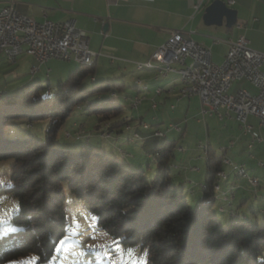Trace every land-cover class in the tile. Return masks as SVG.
<instances>
[{
    "label": "trees",
    "instance_id": "obj_1",
    "mask_svg": "<svg viewBox=\"0 0 264 264\" xmlns=\"http://www.w3.org/2000/svg\"><path fill=\"white\" fill-rule=\"evenodd\" d=\"M95 74L93 62L79 64L53 89L36 79L0 93V161L12 160V185L6 190L19 201L12 217L18 230L0 238V264L30 254H36L39 263L52 257L67 232V190L89 207L113 238L147 251L148 264H264V221L238 217L226 226L212 210L219 199L217 172L224 166L225 151L206 145L204 187L194 206L172 173L176 139L164 137L155 144L152 160L157 170L152 178L144 166L127 164L120 152L124 159L89 141H59L60 127L76 108L95 114L94 128L100 136L103 131L110 136L129 131L128 117L120 118L123 107L110 97H116L125 82L96 79ZM71 129L64 130L68 140H80L87 132L80 123L77 130ZM132 131L130 138L141 139ZM218 208L233 210L224 204ZM87 254L88 260L64 264H112V259Z\"/></svg>",
    "mask_w": 264,
    "mask_h": 264
},
{
    "label": "crops",
    "instance_id": "obj_2",
    "mask_svg": "<svg viewBox=\"0 0 264 264\" xmlns=\"http://www.w3.org/2000/svg\"><path fill=\"white\" fill-rule=\"evenodd\" d=\"M213 1L214 0H0V11L7 4L14 3L16 9L20 13L30 16L37 21H43L46 17L54 21L74 20L75 25L79 29L86 31L89 37V47L98 53L94 62L92 61L96 67V79H99V77H101V79H111L110 77H113V79L124 82L126 75L132 77L133 80L135 77L142 78L141 81H134L139 91L138 94L141 95L143 99L137 108V117H133L134 119L131 121L133 130L140 134L144 132V129H150V125L149 128H143L139 125L141 121H145L144 115L147 111H152L153 109L158 110L155 114L156 117L154 116L153 119L154 122L160 123L165 120L167 109L169 108L173 111L179 110L180 114H176V120L181 121L183 119L182 115H185V117L182 120V124L184 123L183 127L179 124L177 125L179 127L178 129L172 124L169 125L167 129L184 134L189 124V119L186 117V114L191 113L192 110L195 112L194 115H197L198 122L201 121L199 117H213L215 114L203 115L201 113L202 104L198 95L179 97L180 81L177 73L171 72L168 77L155 78V69H137L135 62L145 61L150 58L156 49L169 39L173 30L185 31L193 40L209 46L212 49L213 60L217 63L224 60L229 48L227 41L229 39H235L242 34L250 39L251 46L254 49L264 52V0H234L232 4L228 2L229 0H223L228 6L237 11V22L231 27L226 25L225 18H223L222 25H207L205 23V9ZM196 4H199L198 9L194 7ZM106 23H108L107 28L104 27ZM219 36L224 37V39H222L220 43H214V38H219ZM0 57L6 58L3 54H0ZM111 57H116V59L112 61ZM52 60L56 59H51L43 63L37 71L32 72V66L35 63L34 58L27 53H21L16 62L13 63L19 64L20 68L24 67L25 69H30L33 79H30V81L27 79L19 86L36 80V77L41 74L50 78V74L54 69L50 68L48 64ZM152 63L164 65V62ZM72 67L74 66H70L69 70ZM143 86H146L148 90L143 91ZM156 88H164V91L157 94L155 91ZM241 88H245L252 93L257 91L256 87L249 81L240 79L232 83L230 92H236ZM154 102H157L156 107H153ZM220 110L224 115L222 119L228 118L229 121H237L234 116L231 115L232 113L228 114L224 108ZM248 120L253 125L254 129L264 138V126L259 124V119L250 115ZM78 124V122L74 123V126L71 127L72 132L77 130ZM239 125L241 127L240 135L233 140V145L226 146L227 149L224 159L229 158L234 163H245L249 169V171L247 170L249 173L250 169L254 168V161L264 159V144L256 143L253 148L250 149L248 146L250 135L244 133L242 125L240 123ZM103 128L104 127H101V129ZM122 128H124V126H122L121 129ZM127 128H129V125H127ZM95 132L99 134L98 131ZM130 132L131 131L125 129L123 132L114 131L112 134L115 136V140H122L125 139V136H123L124 133H127V137L130 138ZM158 132L161 133V131ZM153 134L154 136L158 135L157 131ZM162 135L166 137L168 132H163ZM134 136L136 137V135ZM152 136L151 131L146 135L147 138H151ZM204 146L200 147L204 148ZM221 147L223 146H219V151H221ZM180 149L183 150L181 146ZM113 150L123 154L128 163L132 165L137 163L135 165L143 166L142 160L136 159L135 162L130 161V159L134 157L132 152L124 151L128 153L125 154L120 151V147H115ZM146 156L149 158L151 154L148 153ZM142 157H145V154L141 155V158ZM201 159L199 155L197 160L199 161ZM175 167L180 169L176 160ZM257 167L260 166L257 165ZM223 169L227 172L228 177L226 180L219 183L217 191L228 195L230 193L235 194L230 202L231 204L227 206V208L231 207L233 209L234 201L239 195L236 190L238 189L241 193L247 191V184H249V181L244 184H239L237 181L239 175L234 171L233 166L228 163H224ZM200 172L201 170L194 166L190 173L188 172L185 174L186 180L183 183L176 181L177 185L180 183V186H183L185 192L186 186H193L194 183L189 178H198ZM234 174L236 179L231 180V176ZM251 176L257 177L258 180L261 181L260 183L264 185V180L260 177L257 175ZM204 178L202 177L197 184L202 192ZM194 192L193 189L192 193ZM219 201L220 204L226 205V201L223 200L221 193L219 194ZM245 201L246 199L242 197L241 204ZM230 212L234 213L233 210Z\"/></svg>",
    "mask_w": 264,
    "mask_h": 264
},
{
    "label": "rangeland",
    "instance_id": "obj_3",
    "mask_svg": "<svg viewBox=\"0 0 264 264\" xmlns=\"http://www.w3.org/2000/svg\"><path fill=\"white\" fill-rule=\"evenodd\" d=\"M219 38L224 39V37L220 36ZM48 65H50V68L54 69L50 74V78L45 77L43 74L38 75L36 78L42 81L45 86L50 85L53 89L60 81L65 80L70 71L78 66L79 63L56 59L52 60ZM70 66L74 67L69 70ZM32 76L30 69H25L24 67L20 68L19 64L10 62L4 57H0V93L14 90L27 79L29 81L30 79H33ZM110 78L113 79V77ZM99 79H101V77H99ZM124 82V89L118 92L116 97L110 96L111 101L113 104H120L123 107L120 118L137 117L138 109L132 108L131 105L133 96L139 93L138 88L134 85V80L130 76L126 75ZM90 93L91 92H89V94ZM157 111L158 110L153 109L152 111H147L145 113L144 120L149 123L150 129H144V132L140 133L142 137L141 139L128 138L127 133H124L123 136H125V139L115 140L113 134L108 138H101L99 134L95 132L94 125L97 123L95 114H87L85 110L76 108L73 115L70 116L60 127L58 138L62 143L68 141H89L95 147L105 149L108 154L114 152L113 148L121 147L124 151H130L134 154L133 159H130V161L135 162L136 159L140 161L142 160L146 176L152 178L157 170V164L152 160L154 157L153 152L155 144L163 141V132H168L166 137L176 139L177 141L175 156L170 163L175 181L183 183L186 180L185 174L188 172L190 173L194 166L201 170L198 174V178L188 177L194 183L193 186L188 185L185 188V194L187 195L188 200L192 205L196 206L202 195L201 188H199L197 184L202 177L204 178L206 173V152L204 148L200 146H204L210 142L218 151L219 146H230L231 141L240 135L241 127L237 121H229L228 118L220 119L217 114L213 117H199L201 118V121L198 122L197 115H194L195 112L192 110L191 113L186 114V117L189 119V124L186 127L184 134H181V132L168 130L167 128L172 124L175 126L180 124L183 127L184 123L182 124V120L185 115H182L183 119L178 121L175 119V116L176 114H180L179 110L173 111L168 108L165 120L157 123L154 122L153 119ZM73 122L84 124L85 129L87 130L86 134L82 135L80 140H77L74 137H71V139L68 140L65 136L64 130L66 128H71V123ZM149 131H151V134L153 135L151 138L146 137ZM155 131H161V135L158 134L154 136L153 133ZM180 146L183 150L180 149ZM148 153L151 154V157L149 158L146 156ZM115 154H117L119 158L124 159L121 154L118 155L117 151H115ZM144 154L145 157L141 158V155ZM199 155L202 159L198 161L197 158ZM175 160L177 165L180 166V169L175 167ZM260 161H264V159H260ZM258 162L259 160L254 161V168L250 169L249 174L253 176L257 175L264 180V167H257ZM11 164V159L0 161V221L3 222L0 224V230H3L6 233L15 228L12 222V217L17 212V208L19 209L18 199L10 190H6L7 187L12 185V181L10 180ZM237 172L238 171H236V173ZM234 179H236L235 174L231 176V180ZM245 179L246 178L239 176L237 181L239 184H244L249 181L248 179ZM247 185V191H244V193H241L238 189L236 190L239 195L234 201V213H231L229 210L225 212L219 210L218 207L220 201L218 198L216 199L212 210L226 226L233 218L238 217H247L252 221H264V185L262 183L261 186L256 189L250 185V183ZM178 186L180 187V183ZM193 189L195 191L194 193H192ZM66 194L67 199L65 208L68 216L67 232L65 236L59 240L52 257L44 263H39L37 259L38 256L36 254H30L26 257L15 259L5 264H13V262H15V264H25L26 261L32 259H37V264H64L76 260L84 261L88 260V257L90 256V254H87L88 251L92 252L98 259H103L104 261L112 259V264H139L140 258L145 253V250H142L140 246H126L119 239L113 238L98 224L97 217L81 199L76 197L69 190H67ZM242 197H244L246 201L241 204ZM228 204L229 203L226 204V207ZM116 242H118L120 247H117ZM98 245L104 247L96 248L95 252L89 248V246ZM133 250L135 255H133Z\"/></svg>",
    "mask_w": 264,
    "mask_h": 264
},
{
    "label": "built area",
    "instance_id": "obj_4",
    "mask_svg": "<svg viewBox=\"0 0 264 264\" xmlns=\"http://www.w3.org/2000/svg\"><path fill=\"white\" fill-rule=\"evenodd\" d=\"M233 3L234 0H229ZM195 9L199 8L196 4ZM185 31L173 30L169 39L162 43L150 58L144 62H164V71H154L155 78L169 76V72H177L180 81L179 97H190L198 95L201 99V113L203 115L217 114L220 118L224 115L221 108L228 114L232 113L234 118L242 125L243 131L250 135L249 148L256 143H263L264 138L257 132L249 122L248 117L253 115L259 119V124L264 126V52L258 51L251 46V41L245 35H239L235 39H229L228 51L224 60L217 63L213 60L212 49L200 42L190 39ZM222 39L214 38V43H220ZM21 53H27L34 58L32 72L37 71L43 63L51 59L81 60L92 59L93 62L98 53L89 47V37L86 31L79 29L74 20L54 21L45 18L37 21L34 18L20 13L14 3L7 4L0 11V54L6 56L8 61L16 62ZM116 57H111L114 61ZM192 60H204V67L190 69ZM246 79L257 89L255 93L245 88L230 92L234 81ZM141 77H135L134 81H141ZM148 89H144L146 91ZM157 94L164 88H156ZM115 93V92H113ZM143 97L139 94L133 96L132 108L137 109ZM157 102L153 103L156 107ZM129 131L133 130L130 118ZM143 128H149V124L141 121ZM179 129L178 126H175ZM84 132L83 126L78 132ZM70 135L69 132H67ZM136 138H142L137 131H132ZM157 134H161L157 131ZM102 137L110 136L103 131ZM234 142L231 141L230 145ZM206 145L204 146V148ZM227 147H221L226 151ZM207 155V151L205 148ZM228 158V157H227ZM228 164L233 166L234 171L248 170L245 163H234L228 158ZM258 166L264 167V161L258 162ZM218 181L221 183L228 177L222 168L217 172ZM250 185L255 189L260 186L261 181L248 179ZM223 200L230 204L234 195L220 192Z\"/></svg>",
    "mask_w": 264,
    "mask_h": 264
},
{
    "label": "water",
    "instance_id": "obj_5",
    "mask_svg": "<svg viewBox=\"0 0 264 264\" xmlns=\"http://www.w3.org/2000/svg\"><path fill=\"white\" fill-rule=\"evenodd\" d=\"M223 18L226 19V25L231 27L237 22V11L223 0H214L205 9L204 21L207 25H222ZM108 23L104 25L107 28ZM193 40L192 37H190Z\"/></svg>",
    "mask_w": 264,
    "mask_h": 264
},
{
    "label": "bare ground",
    "instance_id": "obj_6",
    "mask_svg": "<svg viewBox=\"0 0 264 264\" xmlns=\"http://www.w3.org/2000/svg\"><path fill=\"white\" fill-rule=\"evenodd\" d=\"M92 61H93L92 59H81V60H77L76 62L79 64H89ZM199 67H204V60H192L190 62V69H197ZM142 68H149V69H155L157 71H164V65H156V64H153L152 62H144L143 64H139L138 69H142ZM170 73L171 72H169V74ZM173 73H177V72H173ZM142 88L147 89L146 86H143ZM223 162L228 163V159H224ZM237 174L247 179H253V181H259L257 177L250 176L247 170H238Z\"/></svg>",
    "mask_w": 264,
    "mask_h": 264
},
{
    "label": "snow or ice",
    "instance_id": "obj_7",
    "mask_svg": "<svg viewBox=\"0 0 264 264\" xmlns=\"http://www.w3.org/2000/svg\"><path fill=\"white\" fill-rule=\"evenodd\" d=\"M17 212L19 211V209L17 208L16 210ZM3 222L0 221V224H2ZM13 230H18V229H13ZM7 233L4 232L3 230H0V238H2L3 235H6ZM117 243V247H120L118 242ZM98 247H104L102 245H98V246H89L90 250H92L93 252L96 251V248ZM133 255H135V252L133 250ZM147 256H148V253L147 251H145V253L143 254V256L140 258V262L139 264H148V261H147ZM38 259V258H37ZM37 259H32V260H29V261H26L25 264H37ZM13 264H15V262H13Z\"/></svg>",
    "mask_w": 264,
    "mask_h": 264
}]
</instances>
